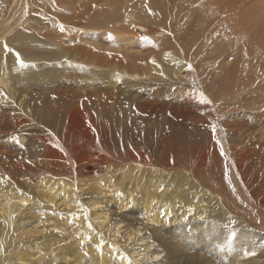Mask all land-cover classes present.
Instances as JSON below:
<instances>
[{
    "label": "bare ground",
    "instance_id": "6f19581e",
    "mask_svg": "<svg viewBox=\"0 0 264 264\" xmlns=\"http://www.w3.org/2000/svg\"><path fill=\"white\" fill-rule=\"evenodd\" d=\"M231 1L147 0L150 16L145 0H9L19 29L0 36V178L31 199L9 208L0 195V264H113L111 243L137 264H264V0ZM4 41L37 67L5 62ZM76 196L102 250L74 239L82 213L75 227L51 215L80 213Z\"/></svg>",
    "mask_w": 264,
    "mask_h": 264
},
{
    "label": "snow or ice",
    "instance_id": "6c2138e0",
    "mask_svg": "<svg viewBox=\"0 0 264 264\" xmlns=\"http://www.w3.org/2000/svg\"><path fill=\"white\" fill-rule=\"evenodd\" d=\"M132 3H135V0H132ZM93 8L96 7V5L92 6ZM150 16H155L156 13L152 12V10L149 8L147 0H145L143 6H142ZM194 7H199V5H194ZM131 11V8L128 7L126 8L125 11V17L127 18L128 12ZM36 15H39V12L35 13ZM44 19H47V17H43ZM133 27H135V25H133ZM60 32L63 33L66 31L65 27L63 25L60 26L59 28ZM163 32V30H161ZM168 36H172L173 33L172 32H167L166 33ZM217 36H219V32L216 33ZM140 41H142L144 44H148L151 45L152 47H158V45L151 40L147 35H141L139 37ZM2 48H3V52L5 54V62L7 61V57L8 55H11L14 57L15 59V63L16 65L19 66L20 69H28V68H36L37 66L35 64H29L26 62V60L23 58L22 53L20 51H18L17 49L10 47L9 43L7 41H4L2 44ZM107 55L111 56L112 53H108ZM245 56H247V53L245 51ZM149 63H151L155 68L159 69V72L157 73L158 75H160L161 77H164L165 79H167V77L164 74L163 68L162 66L157 63V61L155 60V58L151 59L150 61H148ZM65 63H69V61H65ZM71 66V65H70ZM79 67H83V66H79ZM177 67H180V65L177 63ZM185 70L188 72H194L195 68L193 67V65L191 63H187ZM117 82L121 81V77L119 74H116L115 77ZM193 82V86H194ZM0 96H4L5 99H7L6 94L3 93L2 91H0ZM200 103L203 105H210L212 103L211 100L207 99L203 93L200 94ZM203 114V113H202ZM211 131L213 134V140L215 141V143L219 146L220 148V154L222 157H224L225 161H227L228 157L224 152V148L223 145L221 144V141L217 138L216 136V132H217V125L215 123H211ZM93 131H95L93 129ZM21 147H23V145H21ZM57 147H59V145H57ZM174 163V160L172 161ZM224 177L226 179H228V183L229 185H231L232 181L229 178V166L227 164H225V170H224ZM0 185H2V187H0V195L3 196V200L7 202L9 208L11 207L13 201H12V196L16 195L17 193L20 196H27L28 199H31V196L28 195L27 193H25L22 189H20L19 187L16 186V184L12 181L11 177H2L0 178ZM9 188H11L12 190H9ZM161 191H163V186L160 189ZM235 189L233 188V191ZM74 191L78 192V188L74 189ZM61 196H64V193H60ZM116 196L124 198V194L121 192H117L115 193ZM76 204L78 206V208L80 209V213H69L67 217L64 216V214L62 213H57L55 211L51 212V215L56 216L59 215L61 217V219H67V222L69 225L75 227L76 226V221L79 220L80 218V214H83V218L87 224V232L84 231H79V232H74L73 233V237L75 240L78 241L79 246L81 249L84 248L85 243H93V237L95 236L98 240V243H96V248L98 250H102L105 245H106V241H105V237H104V232L97 230L93 224L92 221L89 217V212L90 209L87 208L82 201L80 200L79 196L74 197ZM25 206H27V200L24 201ZM128 206L131 207L132 204L131 202H128ZM53 208L55 207L54 205L52 206ZM194 212L193 209H189L188 210V215H192ZM48 213H41V215H47ZM166 214V213H164ZM9 219H15V216L13 215V213L10 211L8 214ZM188 216L184 217V220H187ZM108 226H109V234H111V232L114 230L115 232V237L117 240L122 239V232H121V228L124 226L123 223L121 222L119 225H117L116 221H105ZM260 221H258L259 223ZM0 223H6V221H0ZM233 224H235V221H232ZM57 232H60V229L57 228L56 229ZM62 234V233H61ZM137 237L138 240H143V232L137 230ZM70 242V241H68ZM129 243H131V238H129ZM155 245H153L154 247ZM108 247L110 249V251L114 252L115 255L113 257V264H137V262L135 260H133L131 258V256L123 251H121L117 245L115 243H111L108 244ZM3 250V246L0 245V251ZM41 255H44V253H41ZM52 258L54 259L56 256V253L53 252L52 254ZM245 256H254L256 255L255 251H251V252H245L244 253ZM151 259H155V260H159L160 257L159 256H155L152 257Z\"/></svg>",
    "mask_w": 264,
    "mask_h": 264
},
{
    "label": "rangeland",
    "instance_id": "374dc122",
    "mask_svg": "<svg viewBox=\"0 0 264 264\" xmlns=\"http://www.w3.org/2000/svg\"><path fill=\"white\" fill-rule=\"evenodd\" d=\"M235 1L236 0H232L231 2L234 3V5L237 4L235 9L236 10H239L240 7H241V6L239 7V4H241L243 0L240 1V2L237 0V2H239V3L235 2ZM247 1H249V0H247ZM253 1L255 2V0H253ZM243 2L245 3V0ZM252 2H250V5H251ZM244 3H242V4L244 5ZM9 4H10L9 3V0H0V36H6L7 34H15L17 32V30L19 29L17 23L16 22H13V20L15 19V17L13 15L12 16H8L7 15V13L9 12L7 10ZM243 5H242V7H243ZM250 5H248V6H250ZM248 6H244V7L247 8ZM246 8H244V10H246ZM25 17L28 18V20L30 18L29 16H26V15H25ZM31 18H33V17H31ZM120 117H121V115H120ZM114 124H115V122H113V125ZM119 128L121 129V126ZM120 131H117V132H120ZM64 133H66V131H64ZM138 136L139 137H145L146 135H138ZM128 144L134 145L135 142H134V140H131Z\"/></svg>",
    "mask_w": 264,
    "mask_h": 264
}]
</instances>
